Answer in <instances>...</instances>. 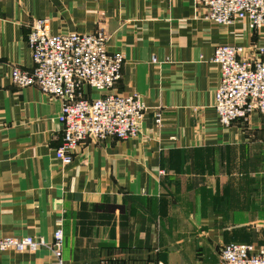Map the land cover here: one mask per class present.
<instances>
[{"label":"crops","instance_id":"0c3cea01","mask_svg":"<svg viewBox=\"0 0 264 264\" xmlns=\"http://www.w3.org/2000/svg\"><path fill=\"white\" fill-rule=\"evenodd\" d=\"M38 17L51 33L101 30L123 55L108 92L139 95L134 137L85 139L69 163L54 157L60 101L8 78L32 67L25 34ZM222 43L264 44V28L215 24L196 0H0V236L44 243L0 251V264H53L57 228L63 264H212L224 243L260 244L264 125L218 122L211 57Z\"/></svg>","mask_w":264,"mask_h":264},{"label":"built area","instance_id":"2783aa9c","mask_svg":"<svg viewBox=\"0 0 264 264\" xmlns=\"http://www.w3.org/2000/svg\"><path fill=\"white\" fill-rule=\"evenodd\" d=\"M204 18L218 25L244 22L250 30L264 28V0H196ZM106 35L101 30L88 33H51L47 17L35 18L25 34L30 53V70L12 66L9 81L17 87L33 85L45 96L60 101L56 120L62 131L61 143L54 149L60 164L71 161L73 150L85 139L134 137L143 117L144 106L136 92H108L119 78L123 55L108 52ZM151 60H153L151 58ZM218 67L219 83L213 107L220 125L253 115L264 125V44L222 43L211 57ZM103 94L87 99L80 96V85ZM154 121L160 120L155 112ZM31 236H0V251L32 250L43 245ZM62 234L53 230L47 245L53 264H63ZM212 264H264V236L260 244L227 242Z\"/></svg>","mask_w":264,"mask_h":264},{"label":"rangeland","instance_id":"374dc122","mask_svg":"<svg viewBox=\"0 0 264 264\" xmlns=\"http://www.w3.org/2000/svg\"><path fill=\"white\" fill-rule=\"evenodd\" d=\"M228 193V192H227Z\"/></svg>","mask_w":264,"mask_h":264}]
</instances>
